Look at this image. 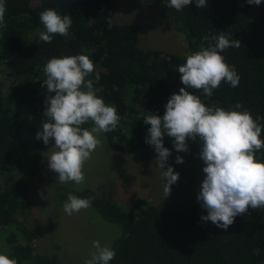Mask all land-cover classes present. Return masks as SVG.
Instances as JSON below:
<instances>
[{"label":"trees","instance_id":"1","mask_svg":"<svg viewBox=\"0 0 264 264\" xmlns=\"http://www.w3.org/2000/svg\"><path fill=\"white\" fill-rule=\"evenodd\" d=\"M5 3L6 26L0 28V233L4 254L18 264H61L56 248L47 254L34 252L32 235L24 225L30 212L29 180L38 173L44 148L36 133L44 120L48 93L42 87L43 68L49 59L84 54L93 61L100 75L94 82L97 95L120 116L117 128L102 135L120 153L154 150L145 143L150 125L143 118L163 116L170 96L184 87L176 69L186 54L199 50L205 35L225 32L240 41V48L221 53L235 67L240 82L236 88L222 83L211 98L194 94L206 106L227 110L240 103L239 111L247 109L253 118L264 117V0L259 6L247 0H208L205 8L193 3L179 12L164 7L165 0H140L183 33L186 53L182 55L137 48L136 24H110L111 0H38L35 12L26 0ZM46 9L73 19L68 35H56L50 44L38 35L43 30L39 13ZM29 32L37 37L26 44L24 36ZM89 79L94 80V75ZM113 86L119 91H113ZM163 144L173 146L167 136ZM188 144L201 149L199 140ZM257 158L264 162V149ZM67 195L64 186L55 187V205L61 206ZM74 195L91 198L90 209L119 228L110 245L116 252L110 264H264V210L249 209L225 231L201 220L207 212L198 202L168 210L140 197L116 202L87 188Z\"/></svg>","mask_w":264,"mask_h":264},{"label":"clouds","instance_id":"2","mask_svg":"<svg viewBox=\"0 0 264 264\" xmlns=\"http://www.w3.org/2000/svg\"><path fill=\"white\" fill-rule=\"evenodd\" d=\"M261 2L247 0L249 5L256 6ZM193 3L198 9L205 8L208 0H165L164 7L179 12ZM5 13V0H0V28L6 26ZM39 21L43 26L38 32L39 40L48 44L56 35L67 36L73 24L70 15L62 16L54 9L41 11ZM240 47V41L225 32L203 36L199 50L186 54L185 62L176 69L184 87L170 96L163 116L150 114L143 118L150 125L145 143L153 147L157 154L155 164L163 170L164 199L170 196L179 173L167 164L172 153L164 147L163 138H171L178 153L189 151L188 141H200L199 158L205 165L202 169L205 175L197 202L207 212L201 220L210 221L225 231L237 216L248 213L249 209L264 210V162L257 158V153L264 149L261 139L264 117L253 118L247 109L239 111L243 108L240 103L227 110L206 106L194 92L211 98L222 83L238 87L240 76L221 53ZM43 73L42 87L46 86L48 95L36 139L42 140L45 146L54 141L46 161L48 169L57 174L56 183L74 184L78 191H83L85 165L102 145L101 134L114 131L120 116L114 106L97 95L94 82H99L100 75L87 55L53 57L44 66ZM93 75L94 80L89 79ZM113 91L119 88L113 86ZM86 124L91 127H84ZM175 163H184L183 157L178 155ZM39 195L41 199H48L43 192ZM91 205V198L69 193L63 211L71 216L90 209ZM115 257L116 252L109 245L102 246L99 240H94L84 264H110ZM0 264L18 262L0 253Z\"/></svg>","mask_w":264,"mask_h":264},{"label":"rangeland","instance_id":"3","mask_svg":"<svg viewBox=\"0 0 264 264\" xmlns=\"http://www.w3.org/2000/svg\"><path fill=\"white\" fill-rule=\"evenodd\" d=\"M26 1L35 12L38 0ZM109 22L136 24L137 48L142 51H160L172 55L186 53L183 33L177 31L170 21L163 19L157 9L143 7L140 0H111ZM24 37L26 44H30L37 34L29 32ZM100 139L102 145L85 165L86 181L83 189H90L97 196L123 203L140 197L152 206L168 210H181L197 203L205 175L202 171L205 165L199 158L201 149L197 145L188 144L187 153L176 152L174 146L168 148L172 154L167 164L179 173V180L172 185L170 196L164 199V182L161 178L163 170L155 164L157 154L154 150L120 153L111 148L102 134ZM53 146L54 141L44 145L38 173L29 180L26 197L30 203V212L24 219V225L32 235L34 252L47 254L56 248L61 264H84L92 250V241L99 240L102 246H110L118 236L119 228L102 221L91 209L67 215L63 211L67 197L61 206L55 205V187L64 186L68 194L73 195L78 190L74 184L56 183L57 174L48 169L46 158ZM178 155L183 157L184 163H175ZM40 192L48 196V199H41ZM1 241L0 233V253H4Z\"/></svg>","mask_w":264,"mask_h":264}]
</instances>
